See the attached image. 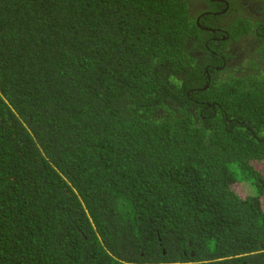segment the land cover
<instances>
[{
  "label": "trees",
  "instance_id": "1",
  "mask_svg": "<svg viewBox=\"0 0 264 264\" xmlns=\"http://www.w3.org/2000/svg\"><path fill=\"white\" fill-rule=\"evenodd\" d=\"M193 12L0 0V264H264V19Z\"/></svg>",
  "mask_w": 264,
  "mask_h": 264
},
{
  "label": "flooded vegetation",
  "instance_id": "2",
  "mask_svg": "<svg viewBox=\"0 0 264 264\" xmlns=\"http://www.w3.org/2000/svg\"><path fill=\"white\" fill-rule=\"evenodd\" d=\"M189 7L193 9H197V12L193 14L196 19L197 23H200L199 21L202 19L205 23L216 26L217 33L222 34L221 37H214V43L212 44L214 48L217 46L218 43L222 41H230L226 47L223 48V50H227L219 54L221 57L224 58L226 61L225 66L229 69L228 72L236 73L241 70L242 63L244 62V58L249 53V51L252 53L254 50L251 43L248 42V38L246 37V34H244L241 38H239L238 41H235L233 39H229L230 35L228 31L226 30L228 28V25L224 22V18H229L232 22L234 19H239L240 17H243L244 19H251L253 21H260L264 19V1L263 0H240L237 2V4H233L230 6L229 0H210L214 4H219L220 7H223L221 10L213 9L210 11L206 5L203 4V0H186ZM228 3V9L226 11L225 7ZM203 10H207L206 12L202 13ZM218 16L215 18V16ZM201 27V26H200ZM202 30H211L208 28L201 27ZM214 32V30H213ZM250 37H254V35H250ZM206 48V44L203 46ZM210 52L212 55H216L215 52H213V49L210 48ZM209 54H205V58H209ZM245 68V67H244ZM216 75L214 77L208 76L209 82L207 84V88H210L212 84H215Z\"/></svg>",
  "mask_w": 264,
  "mask_h": 264
},
{
  "label": "rangeland",
  "instance_id": "3",
  "mask_svg": "<svg viewBox=\"0 0 264 264\" xmlns=\"http://www.w3.org/2000/svg\"><path fill=\"white\" fill-rule=\"evenodd\" d=\"M257 167L262 169V171L264 172L263 164L257 165ZM235 190L243 197H245L246 195H251L253 193L252 188L245 182H238L237 185H235Z\"/></svg>",
  "mask_w": 264,
  "mask_h": 264
},
{
  "label": "clouds",
  "instance_id": "4",
  "mask_svg": "<svg viewBox=\"0 0 264 264\" xmlns=\"http://www.w3.org/2000/svg\"><path fill=\"white\" fill-rule=\"evenodd\" d=\"M246 65H247L246 62L242 64L243 67H245ZM216 77H217V76H216ZM217 84H218V81H217V79H216V80H215V84H212V85L210 86V88H208V90L210 91L211 96H213V97H214V95L216 94V90H215V88H216Z\"/></svg>",
  "mask_w": 264,
  "mask_h": 264
},
{
  "label": "bare ground",
  "instance_id": "5",
  "mask_svg": "<svg viewBox=\"0 0 264 264\" xmlns=\"http://www.w3.org/2000/svg\"><path fill=\"white\" fill-rule=\"evenodd\" d=\"M264 1V0H263ZM225 2V1H224ZM230 6H231V4H230ZM228 3L226 2V7H225V9H226V11H227V9H228ZM230 8V7H229ZM199 26H200V24H199ZM201 28V27H200ZM202 29V28H201ZM200 54V53H199Z\"/></svg>",
  "mask_w": 264,
  "mask_h": 264
}]
</instances>
